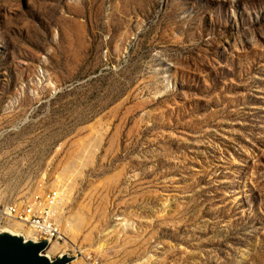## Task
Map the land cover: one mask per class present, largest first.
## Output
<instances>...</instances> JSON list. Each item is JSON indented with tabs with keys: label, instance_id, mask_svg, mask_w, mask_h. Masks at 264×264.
Instances as JSON below:
<instances>
[{
	"label": "rangeland",
	"instance_id": "obj_1",
	"mask_svg": "<svg viewBox=\"0 0 264 264\" xmlns=\"http://www.w3.org/2000/svg\"><path fill=\"white\" fill-rule=\"evenodd\" d=\"M57 191L52 259L264 264V0H0V203Z\"/></svg>",
	"mask_w": 264,
	"mask_h": 264
},
{
	"label": "built area",
	"instance_id": "obj_2",
	"mask_svg": "<svg viewBox=\"0 0 264 264\" xmlns=\"http://www.w3.org/2000/svg\"><path fill=\"white\" fill-rule=\"evenodd\" d=\"M60 192L50 193L44 201L40 197H35L26 204L0 203V219H11L20 221L25 226L33 228L39 240L55 241L63 240L64 234L57 221L58 199Z\"/></svg>",
	"mask_w": 264,
	"mask_h": 264
},
{
	"label": "water",
	"instance_id": "obj_3",
	"mask_svg": "<svg viewBox=\"0 0 264 264\" xmlns=\"http://www.w3.org/2000/svg\"><path fill=\"white\" fill-rule=\"evenodd\" d=\"M51 240H26L10 233H0V264H69L74 260L69 254H62L56 259L45 252Z\"/></svg>",
	"mask_w": 264,
	"mask_h": 264
},
{
	"label": "bare ground",
	"instance_id": "obj_4",
	"mask_svg": "<svg viewBox=\"0 0 264 264\" xmlns=\"http://www.w3.org/2000/svg\"><path fill=\"white\" fill-rule=\"evenodd\" d=\"M6 220H8V221H12V222H15L16 220H11V219H6ZM18 222H20V221H18ZM20 223H22V222H20ZM23 224V223H22ZM25 225V224H24ZM27 227V226H26ZM17 228H23V225H19ZM30 228V227H29ZM29 231V233L27 234V237L25 236L24 237V239H26V240H33V241H38L39 239H38V235L36 234V232H35V230L33 229V228H30V230H28ZM32 231H34L35 232V234H36V238L35 237H32L33 236V232ZM8 233H10V234H15L13 231H7ZM1 233V232H0ZM15 235H17V234H15ZM47 256H49V255H47ZM50 257V256H49Z\"/></svg>",
	"mask_w": 264,
	"mask_h": 264
}]
</instances>
